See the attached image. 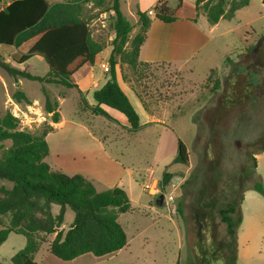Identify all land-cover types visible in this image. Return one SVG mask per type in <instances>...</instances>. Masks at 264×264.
Wrapping results in <instances>:
<instances>
[{
	"label": "rangeland",
	"instance_id": "1",
	"mask_svg": "<svg viewBox=\"0 0 264 264\" xmlns=\"http://www.w3.org/2000/svg\"><path fill=\"white\" fill-rule=\"evenodd\" d=\"M8 1L10 0H4L2 6ZM47 1L52 4L67 0ZM183 1L182 8H179V0H168L170 7L176 9L177 16L180 17L175 28L181 31H198L196 34L187 33L189 38L193 35L196 41L187 46V38H180L183 46H179L177 51L183 61H179L174 68L160 63L161 54L155 51V41L166 40L167 35L171 34L172 26L155 20L154 13L150 12V17L153 18L151 33L148 35L150 41L142 57V61L149 64L141 63L136 69L124 62L117 65L118 83L139 114L142 129L130 133L126 127L129 123L125 115L111 109L119 122L99 117L93 123L92 131L96 135L107 136L102 151L89 134L75 127L81 120L90 124L93 118L91 112L83 107L82 99L86 100L83 93L82 98L77 89L39 84L26 79H20L21 85L17 88L14 79L0 67V117L9 110L20 119L21 130L36 135L52 128L53 132L46 136L51 153L45 159L51 169L70 176L82 174L94 177L87 179L98 191L119 187L129 196L131 209L118 219L126 232L127 246L116 255L94 264H194L192 248L198 235L196 213L202 209L210 212L214 228H217L219 237L225 239L226 224L222 222L219 210L225 208L236 192L251 186L250 178L256 179V175L249 176L252 172H257L261 179L264 178V154L255 155L256 170L253 161V153L257 152L255 144L264 140V68H260L259 87L249 100L245 98L248 103L242 108L238 104L227 113V122L220 124L217 136L214 137L209 125L214 108L224 102L227 96L228 76L240 60H244L242 54L250 47H258L263 40V0H250V5L238 11L234 19L221 20L216 27L209 25L202 10L194 9L195 0ZM150 2L151 0H121L122 12L134 26L127 51L139 32L136 11L148 9ZM110 5L109 0H105L101 6L88 3L82 10V17L88 22L92 39L103 47L93 69L96 74L104 72L108 76L109 71H104L102 65L110 67L108 61L115 37L112 27L115 15L109 10ZM199 15L200 19L194 23L193 20H197ZM184 17L192 20L187 21ZM36 40L37 38L32 39L17 51L27 52ZM14 52V49L0 45V55L10 66L15 65L12 61ZM186 59L189 60L185 61ZM29 64L34 75L43 76L49 71L48 64L41 57L34 56ZM42 87L46 88L52 102L58 103V112L66 120V125L58 128L52 122L51 114L45 110L46 98ZM16 90L27 94L32 102L30 108L12 100ZM87 99L91 104L95 103L93 94ZM245 99L240 101L245 102ZM80 110L84 113L81 114ZM179 139L188 150L187 165L174 163ZM3 144L7 148L11 143ZM212 144L218 149L219 165L214 168L211 166V170L210 159L206 158L205 152ZM99 157L105 160L112 158L126 170H120L113 176L105 174L106 177H111L106 179L104 174H99L101 171L95 165L96 158ZM165 171L173 173L174 177L169 186L162 190L161 179ZM244 178L247 180L244 181ZM262 183L264 185L263 180ZM0 186L11 188L13 182L0 178ZM161 193L165 197H173L171 211L166 206H156V199ZM258 200L264 201V196L256 191L246 193L242 207L246 222L240 230L241 237L249 233L252 218L248 217L258 206ZM59 210L58 205L53 206L54 215ZM74 218L75 213L68 207L59 230L65 234ZM8 219L0 216V227L7 224ZM37 236L40 248L35 259L39 264L82 263V260L77 263L61 261L52 255L46 260L56 233H39ZM26 243L24 236L11 233L0 247V264H11V258Z\"/></svg>",
	"mask_w": 264,
	"mask_h": 264
},
{
	"label": "trees",
	"instance_id": "2",
	"mask_svg": "<svg viewBox=\"0 0 264 264\" xmlns=\"http://www.w3.org/2000/svg\"><path fill=\"white\" fill-rule=\"evenodd\" d=\"M104 1L67 0L51 4L47 0H12L11 4L0 12V45L15 50L12 56L15 65L6 64L0 55V67L14 79L17 88L19 79H26L39 84L74 88L82 97L74 76L83 67L94 66L97 55L103 50V47L92 39L88 22L82 17V10L85 4L96 3L101 6ZM109 1V10L115 15L112 26L115 37L108 61L110 79L94 92L96 105L91 106L82 99L83 107L94 116L116 123L102 106L114 109L127 118V130L136 133L142 129L140 116L118 83L117 65L124 62L136 69L141 63L149 64L140 61V52L153 22L150 12L154 13V19L165 24L176 22L178 16L168 0H157L152 8L145 12L137 9L139 32L127 51L129 36L134 26L123 14L121 0ZM2 3L3 0H0V5ZM182 4L183 0H179L178 7L182 8ZM249 5L250 0H195L194 9L202 10L209 25L215 26L221 20L231 21L238 11ZM34 38L37 40L27 52L17 51ZM256 51L257 47H250L242 54L244 60H240L228 76L227 96L224 102L214 108L209 124L214 137L217 136L220 124L227 122V113L238 104L241 108L245 106L248 103L245 98L249 100L260 85L261 69L254 62ZM34 56L43 58L48 64L49 71L45 75L32 73L29 62ZM42 92L46 98V112L51 114L54 124L60 123L58 103L52 102L45 87H42ZM240 99H245V102ZM12 100L18 104H32L22 90H16ZM50 132H53L52 128L41 135L21 130L20 119L9 110L0 117V178L13 182L11 188L0 186V216L9 218L8 223L0 227V247L11 233L22 235L26 238V246L11 258V264H39L35 259V254L40 248L37 235L56 233L46 260L52 255L65 262L77 263L82 260L80 264H94L116 255L128 244L126 232L118 221L121 214L131 209L127 192L119 187L98 191L93 183L81 174L70 176L52 170L45 161L50 153L46 141ZM5 142H10V146L6 148L3 144ZM215 146L209 145L205 152L206 158L210 159L211 170L219 165L218 149ZM255 146L257 152L253 153V161L256 170L255 155L264 153V140L257 142ZM174 163H189L187 147L180 139ZM253 175H256V179L250 178L251 186L236 192L225 208L219 210L221 220L226 224L225 239L219 237L217 228L212 224L210 212L203 209L198 211L203 228L201 238L196 236V243L192 248L194 264H238V229L242 223L241 205L244 194L253 190L264 196L261 176L257 172H252L249 176ZM173 177V173H163L162 190L169 186ZM246 180L244 178V181ZM242 182L243 179L241 185ZM54 205L60 207L56 215L52 212ZM68 207L75 213V218L70 229L64 234L59 228L64 223Z\"/></svg>",
	"mask_w": 264,
	"mask_h": 264
},
{
	"label": "crops",
	"instance_id": "3",
	"mask_svg": "<svg viewBox=\"0 0 264 264\" xmlns=\"http://www.w3.org/2000/svg\"><path fill=\"white\" fill-rule=\"evenodd\" d=\"M156 1L157 0H151L148 9H144L143 8V9H140V10L143 11V12L146 11V10L148 11L150 8H152V6L155 4ZM3 2H4V0H3ZM11 2H12V0L8 1L4 6H2V4H3L2 3L0 5V12L4 8L9 6L11 4ZM183 3H184V1H183ZM201 15H199L196 18L197 20H193V22L194 23L198 22V20L200 19ZM179 18H178V20L176 22L171 23L172 31H171L170 35H167V37H166L167 39L166 40H164V41L156 40L155 41V51L157 52V54H159V53L161 54L160 55L161 56V59H160L161 62L160 63L168 64L171 68L172 67L174 68L176 64H179V61H183L179 57L178 51H177V48L179 46H181V47L183 46V41L180 40V38L181 37H184V38L186 37L187 38L186 42H187V46H188V44L194 43L196 41L194 39L193 35H191V38H189L188 34H190V33H192V34L199 33L196 30H193L191 32L185 31V30L184 31L177 30L175 27L178 26V24H179V20H180ZM184 18L187 21L192 20L190 18H186V17H184ZM217 25H215L214 27H216ZM149 33H151V29H149V31L147 33L146 41H145V43L143 44V46L141 48L140 61H142V57H144V55H145V51L147 49V46H149V41H150L149 37H148ZM191 45H193V44H191ZM192 55H193V53H192ZM188 60L189 59H186L185 61H188ZM142 62H147V61H142ZM147 63H149V62H147ZM175 70H177V69H175ZM79 75H80V78L78 77ZM117 78H119V73L118 72H117ZM74 79H75L76 83L78 84L79 89L86 96V101L88 102V104L91 105V106H95L96 102L94 104H91L88 101L87 98L91 94H94V92L96 90H99L101 87H103V85L110 79V75L108 76V75L104 74V72L101 75L100 74H96L94 69H93V66H85L74 76ZM19 84L21 85L20 79H19ZM27 107L30 108L29 105H27ZM102 108L112 118H114L117 122L120 121L113 114L111 108H109L107 106H102ZM79 112L81 114L84 113L81 110ZM96 118H99V116H94L93 115V118H91V120L89 122L90 124H88L86 122L84 123L83 120H81V122L78 123L77 126L75 125V127H79V129L82 132H85V133L89 134V136H91V138L94 141V143L97 146H99L98 148L100 149V151H102L101 149L104 148V144L103 143L106 142L107 136H102V135H99V134L96 135L97 133L93 132L94 131L93 123L95 122ZM66 123H67L66 120L61 115L60 123H58L56 125L59 128L62 125H66ZM126 127H129V125L126 126ZM92 129H93V131H92ZM49 149H50V153H51V148H49ZM95 165H96L97 170L100 169V171H101V172H99V174H104V178H106V179L107 178H111V177H106L105 174L113 176L115 173L118 174L120 172V170H123V172L126 170L122 166V164H118L116 161H113L112 158H108V160H105L102 157L96 158ZM258 166H259V162H258ZM127 173H128V171H127ZM83 176H85L86 178H89L87 175H83ZM92 178H94V177H91L89 179L91 180ZM95 178H97V177H95ZM262 180L264 182V178H262ZM250 191H253V190H248V191L245 192L243 202L245 200L246 193L250 192ZM243 202H242V205H241V210H243L242 209ZM263 211H264V201L263 200H258V206L255 208L254 212L252 214H250L249 217H248V218H252V222H251V227L249 229V233L247 235L244 234L241 237L240 236V230L242 229L244 223L246 222V217L242 213V223H241V225H240V227L238 229V264H264V246H263L264 245V215H263ZM52 212H53V209H52ZM251 241H252V244H251ZM254 243H255V246H254Z\"/></svg>",
	"mask_w": 264,
	"mask_h": 264
},
{
	"label": "water",
	"instance_id": "4",
	"mask_svg": "<svg viewBox=\"0 0 264 264\" xmlns=\"http://www.w3.org/2000/svg\"><path fill=\"white\" fill-rule=\"evenodd\" d=\"M255 63L259 68H264V37L261 41V45L257 47L256 54L254 55ZM166 197L163 193H161L157 199H156V206L158 208H163L165 205ZM196 222L198 226V236H201V229H202V223L199 220L198 214L196 213Z\"/></svg>",
	"mask_w": 264,
	"mask_h": 264
},
{
	"label": "built area",
	"instance_id": "5",
	"mask_svg": "<svg viewBox=\"0 0 264 264\" xmlns=\"http://www.w3.org/2000/svg\"><path fill=\"white\" fill-rule=\"evenodd\" d=\"M102 68H104V71L108 72L109 71V67L106 66L105 64L102 65ZM173 197L172 196H169V197H166V200H165V205L167 207L168 210H172V203H173Z\"/></svg>",
	"mask_w": 264,
	"mask_h": 264
},
{
	"label": "flooded vegetation",
	"instance_id": "6",
	"mask_svg": "<svg viewBox=\"0 0 264 264\" xmlns=\"http://www.w3.org/2000/svg\"><path fill=\"white\" fill-rule=\"evenodd\" d=\"M260 45H261V43H260Z\"/></svg>",
	"mask_w": 264,
	"mask_h": 264
}]
</instances>
